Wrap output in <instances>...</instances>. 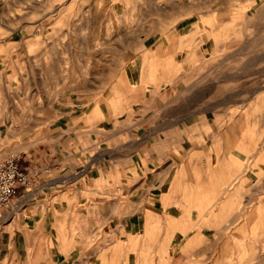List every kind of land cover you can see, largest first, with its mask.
Wrapping results in <instances>:
<instances>
[{"label": "crops", "instance_id": "obj_1", "mask_svg": "<svg viewBox=\"0 0 264 264\" xmlns=\"http://www.w3.org/2000/svg\"><path fill=\"white\" fill-rule=\"evenodd\" d=\"M192 24L146 34L125 60V111L117 122L107 111L100 147L23 152V163L50 171L0 219V261L43 238L54 252L43 264H110L113 249L121 264L127 252L134 264L159 252L166 264H188L191 254L207 264V255L230 245L246 264H264V175L254 177L264 172V151L243 152L246 138L222 132L221 104L207 105L203 89L206 63L217 56L206 41L192 43ZM18 208L26 212L19 220ZM94 232L97 245L88 240Z\"/></svg>", "mask_w": 264, "mask_h": 264}, {"label": "rangeland", "instance_id": "obj_2", "mask_svg": "<svg viewBox=\"0 0 264 264\" xmlns=\"http://www.w3.org/2000/svg\"><path fill=\"white\" fill-rule=\"evenodd\" d=\"M164 1L0 0V158L38 147L55 154V148L71 143L73 155L79 153V144L100 147L101 138L108 136L102 125L107 111L116 122L125 111V60L146 34L168 33L177 22L192 24L201 14L204 22L193 31L192 43L206 41L208 55H225L206 63V103L221 104L215 112L220 113L222 131L246 138V147H239L243 152L264 151V2L258 0L256 9L249 6L252 0ZM23 122V129L4 138L5 125L19 127ZM20 142L27 146L14 147ZM84 150L80 152L88 155ZM71 160L66 158L67 163ZM257 175L264 172L259 169L255 180ZM8 209L0 210V219ZM21 209L13 212L17 220L26 213ZM88 240L97 245L102 239L94 232ZM223 250L207 255V264H246L239 259L244 255L231 253L234 246ZM111 252L110 264H121L117 249ZM53 253L40 238L21 256L15 253L0 264H43ZM125 255L126 264H134L132 255ZM140 256L142 264H166L160 252ZM197 257L191 254L188 264H199Z\"/></svg>", "mask_w": 264, "mask_h": 264}, {"label": "built area", "instance_id": "obj_3", "mask_svg": "<svg viewBox=\"0 0 264 264\" xmlns=\"http://www.w3.org/2000/svg\"><path fill=\"white\" fill-rule=\"evenodd\" d=\"M24 153L8 154L0 158V210L15 205L21 192L36 185L43 172L50 167H41L36 161L23 163Z\"/></svg>", "mask_w": 264, "mask_h": 264}, {"label": "bare ground", "instance_id": "obj_4", "mask_svg": "<svg viewBox=\"0 0 264 264\" xmlns=\"http://www.w3.org/2000/svg\"><path fill=\"white\" fill-rule=\"evenodd\" d=\"M68 1V0H67ZM70 1V0H69ZM170 2L171 4H174L172 1L173 0H165L164 2ZM77 2V1H76ZM261 2H264V0H262ZM64 3V2H63ZM65 3H66V1H65ZM68 3V2H67ZM260 4H258V0H252L251 2H250V4H249V6L250 7H253V8H256L257 9V7L259 6ZM74 6V5H73ZM57 7V6H56ZM58 8V7H57ZM56 9V8H55ZM64 9V8H63ZM202 11V10H201ZM63 12H65V11H63ZM63 14V13H62ZM61 14V16H63ZM245 15V14H244ZM243 15V16H244ZM59 16V15H58ZM173 16V15H172ZM172 16H171V18H172ZM204 15H200L199 17L201 18L200 20H198V21H195L194 23H193V26H192V29H190V30H195V29H197L198 27H199V25L201 24L202 25V22H204V17H203ZM178 17V16H177ZM188 17V16H187ZM203 17V18H202ZM206 17V16H205ZM242 17V16H241ZM197 18V17H196ZM52 18H50V20H51ZM57 19H58V17H57ZM175 19H177V18H175ZM59 20V19H58ZM172 20H174V19H172ZM178 20H179V18H178ZM154 21V20H153ZM177 21V20H176ZM175 21V22H176ZM209 23V22H208ZM210 25V24H209ZM174 28V27H173ZM172 27H171V29H173ZM164 30V29H163ZM209 30H211L210 28H209ZM165 32V31H164ZM169 32H171V30L169 31ZM168 32V33H169ZM176 32V31H175ZM165 34V33H164ZM170 34V33H169ZM173 34H174V32H173ZM177 34V33H176ZM176 34L175 35H173V37L174 36H176ZM168 35V34H167ZM171 35H172V33H171ZM171 35H168L169 36V38H171L170 36ZM167 36V37H168ZM179 35H177L176 36V38L178 39L179 37H178ZM175 38V37H174ZM229 38H231V37H229ZM172 39V38H171ZM177 39H175V41H177ZM181 39V38H180ZM234 39V38H233ZM170 40V39H169ZM168 40V41H169ZM216 40V39H215ZM214 40V41H215ZM171 41V40H170ZM208 41V40H207ZM173 42H174V40H173ZM172 41H171V44L173 43ZM226 43H228V41H226ZM161 44V43H160ZM160 44H158V46H160ZM213 44H214V42H213ZM240 44V43H239ZM161 45H163V43L161 44ZM164 46V45H163ZM171 46V45H170ZM169 46V47H170ZM160 47H162V46H160ZM166 47V46H165ZM168 47V48H169ZM172 47V46H171ZM167 48V47H166ZM166 48H164V49H166ZM164 49L162 48V50L164 51ZM169 49H171V48H169ZM153 50V49H152ZM167 50V49H166ZM170 51V50H169ZM168 51V52H169ZM154 52V51H153ZM168 52H166V55H167V53ZM150 53V52H149ZM149 55H151V54H149ZM153 55H155L154 53H153ZM152 55V56H153ZM220 55V56H219ZM219 55H215V56H219V57H224L225 55L223 54V55H221V54H219ZM189 56V55H188ZM187 58V57H186ZM172 62V61H171ZM194 62H195V59H194ZM182 64H185V63H183L182 62ZM177 65V64H176ZM184 67H186V66H184ZM177 68H180V67H178L177 66ZM178 71V70H177ZM158 83V82H157ZM163 83V82H162ZM162 83L160 84V85H162ZM166 83H167V80H166ZM165 83V84H166ZM159 86V85H158ZM129 98V97H128ZM225 110V109H224ZM214 115V114H213ZM232 117V116H231ZM237 118V117H236ZM220 119V118H219ZM240 120V119H239ZM26 121V120H25ZM24 121V122H25ZM24 122L23 123H21V126H20V124H18L19 125V127H13L11 124H8V125H5L4 127H3V134H4V138H6V139H9V138H11L13 135H15L16 133H17V131L18 130H20V129H23L25 126H22V124H24ZM239 122V121H238ZM241 122V121H240ZM223 123V122H222ZM233 123V122H232ZM237 123V122H236ZM214 124V123H213ZM231 124V123H230ZM17 125V124H16ZM29 125V124H28ZM233 125V124H232ZM33 126V125H32ZM234 126V125H233ZM239 126V125H238ZM31 127V126H30ZM231 127V126H230ZM235 127V126H234ZM233 127V128H234ZM232 128V127H231ZM231 129L232 131H234V129ZM224 130V129H223ZM222 132H225V131H222ZM238 132V131H237ZM227 133H229V132H227ZM226 133V134H227ZM225 134V133H224ZM36 139V137L35 138H33L31 141H34ZM40 139H42V138H40ZM30 140H29V143L31 142ZM21 146H23V147H26L27 146V144L25 143V142H20V143H16V145L14 146V147H21ZM22 148V147H21ZM13 209V208H12ZM19 209V208H18ZM12 211V210H11ZM18 211V210H17ZM10 214V213H9ZM153 219H155V218H153ZM159 222V221H158ZM150 224H152V223H150ZM149 225V224H148Z\"/></svg>", "mask_w": 264, "mask_h": 264}]
</instances>
